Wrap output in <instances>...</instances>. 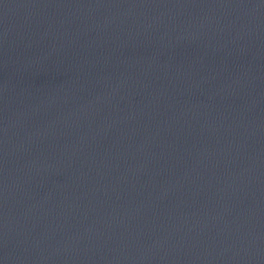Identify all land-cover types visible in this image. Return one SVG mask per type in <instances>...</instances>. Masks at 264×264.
I'll list each match as a JSON object with an SVG mask.
<instances>
[{
    "label": "water",
    "instance_id": "1",
    "mask_svg": "<svg viewBox=\"0 0 264 264\" xmlns=\"http://www.w3.org/2000/svg\"><path fill=\"white\" fill-rule=\"evenodd\" d=\"M0 264H264V0H0Z\"/></svg>",
    "mask_w": 264,
    "mask_h": 264
}]
</instances>
